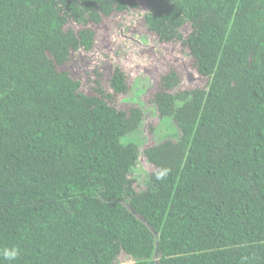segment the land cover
<instances>
[{
  "label": "trees",
  "instance_id": "16d2710c",
  "mask_svg": "<svg viewBox=\"0 0 264 264\" xmlns=\"http://www.w3.org/2000/svg\"><path fill=\"white\" fill-rule=\"evenodd\" d=\"M138 1L0 0V264H264V0ZM129 12L201 80L141 100L174 124L144 151L127 75L72 69Z\"/></svg>",
  "mask_w": 264,
  "mask_h": 264
},
{
  "label": "rangeland",
  "instance_id": "374dc122",
  "mask_svg": "<svg viewBox=\"0 0 264 264\" xmlns=\"http://www.w3.org/2000/svg\"><path fill=\"white\" fill-rule=\"evenodd\" d=\"M142 11L144 0L138 1ZM97 41V50L93 55L81 51L72 62L75 77L82 80L85 88L94 85L98 78L109 85L112 69H121L128 77L132 90L119 98L124 106H141L145 112V121L137 133L144 151L148 145L161 142L163 136L172 133L168 121L163 122L154 108L142 105L149 95L157 90L162 75L177 69L182 77L183 87L200 86V78L193 68V63L186 56L180 44H162L145 30L140 15L134 13L116 14L107 20ZM185 35L189 28L184 27ZM86 54V55H84ZM153 127V129L151 128ZM149 147V146H148ZM151 170L142 156L139 160L136 176L142 179Z\"/></svg>",
  "mask_w": 264,
  "mask_h": 264
},
{
  "label": "clouds",
  "instance_id": "9594fccd",
  "mask_svg": "<svg viewBox=\"0 0 264 264\" xmlns=\"http://www.w3.org/2000/svg\"><path fill=\"white\" fill-rule=\"evenodd\" d=\"M164 176V173H160L157 175V179H162ZM4 257L8 260H14L19 255V251L15 248L13 249H6L3 253Z\"/></svg>",
  "mask_w": 264,
  "mask_h": 264
},
{
  "label": "flooded vegetation",
  "instance_id": "af4514ba",
  "mask_svg": "<svg viewBox=\"0 0 264 264\" xmlns=\"http://www.w3.org/2000/svg\"><path fill=\"white\" fill-rule=\"evenodd\" d=\"M116 70V69H115ZM112 73H111V76H110V80H111V77H112V75H113V73H114V70L112 69V71H111ZM110 80H109V85H105L104 83H103V81H102V84H104L106 87H108V88H110Z\"/></svg>",
  "mask_w": 264,
  "mask_h": 264
},
{
  "label": "water",
  "instance_id": "95a60500",
  "mask_svg": "<svg viewBox=\"0 0 264 264\" xmlns=\"http://www.w3.org/2000/svg\"><path fill=\"white\" fill-rule=\"evenodd\" d=\"M140 218V217H139ZM143 220V219H142Z\"/></svg>",
  "mask_w": 264,
  "mask_h": 264
}]
</instances>
